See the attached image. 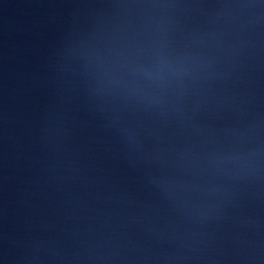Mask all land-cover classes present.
I'll list each match as a JSON object with an SVG mask.
<instances>
[{
    "label": "water",
    "instance_id": "water-1",
    "mask_svg": "<svg viewBox=\"0 0 264 264\" xmlns=\"http://www.w3.org/2000/svg\"><path fill=\"white\" fill-rule=\"evenodd\" d=\"M0 264H264V0H0Z\"/></svg>",
    "mask_w": 264,
    "mask_h": 264
}]
</instances>
